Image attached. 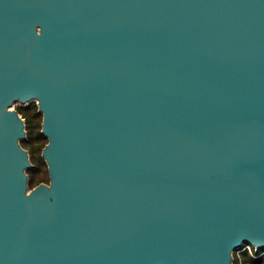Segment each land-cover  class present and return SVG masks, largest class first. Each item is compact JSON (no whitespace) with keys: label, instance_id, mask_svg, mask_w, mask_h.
<instances>
[{"label":"water","instance_id":"water-1","mask_svg":"<svg viewBox=\"0 0 264 264\" xmlns=\"http://www.w3.org/2000/svg\"><path fill=\"white\" fill-rule=\"evenodd\" d=\"M244 244L264 251V0H0V264H234Z\"/></svg>","mask_w":264,"mask_h":264},{"label":"trees","instance_id":"trees-1","mask_svg":"<svg viewBox=\"0 0 264 264\" xmlns=\"http://www.w3.org/2000/svg\"><path fill=\"white\" fill-rule=\"evenodd\" d=\"M17 109L19 111V113L22 115V117L24 118H27V121L29 122H33V121H37L38 124L40 125L41 124V127H42V113L38 110V104L36 101H32L28 104H25V105H18L17 106ZM34 125V124H33ZM32 127V125L30 126V128ZM35 140V143L43 140L44 138L47 139L46 135H44L42 132H41V128L36 130L35 131V134H34V137H33ZM46 144L45 141H43V146ZM22 145L25 147V148H28L32 145V142L29 143L28 140L24 139L22 141ZM42 146V148H43ZM32 150V148H31ZM42 151V150H41ZM41 164L43 165L44 163H46L45 161V158L44 156L42 155L41 156ZM36 170H38L37 168L35 167H30V169L28 170L29 171V184L32 185L33 184V172H35ZM33 186V185H32ZM247 245H242V247L240 248H244L246 247ZM264 252L263 250H255L253 248L252 251L248 250V248L246 249H243V250H240L239 252L238 251H234V260H233V263L234 264H264V254L262 253Z\"/></svg>","mask_w":264,"mask_h":264},{"label":"rangeland","instance_id":"rangeland-1","mask_svg":"<svg viewBox=\"0 0 264 264\" xmlns=\"http://www.w3.org/2000/svg\"><path fill=\"white\" fill-rule=\"evenodd\" d=\"M18 105H24V104H16L15 107L17 108ZM24 118V117H23ZM26 121V140L30 142H32V145L30 147H28V151L30 152V159L32 161V166L31 167H35L38 170H36L35 172H33V186H36L38 183L40 182H49V172H48V168H47V163H44L43 165L41 164V156H42V144L43 141L47 142L48 139L44 138L43 140L35 143V139L34 134L35 131L41 128V124L39 125L38 122L33 121L32 123L27 121V118H25ZM34 124V125H33ZM32 125V127L30 128V126ZM32 148V150H31ZM30 169V168H29ZM29 172V171H28ZM30 174V173H29ZM31 185V187H33ZM250 246L248 245V247L246 246V249L248 248V250L250 248H252V246L249 248ZM244 248H239L236 251H240L243 250Z\"/></svg>","mask_w":264,"mask_h":264},{"label":"built area","instance_id":"built-area-1","mask_svg":"<svg viewBox=\"0 0 264 264\" xmlns=\"http://www.w3.org/2000/svg\"><path fill=\"white\" fill-rule=\"evenodd\" d=\"M248 245L251 247V245H250V244H247V247H248ZM250 247H249V248H250ZM245 248H246V247H244V249H245ZM253 248L256 250V248H255L254 246H252V248H250L249 250H250V251H252V250H253ZM262 253L264 254V252H262Z\"/></svg>","mask_w":264,"mask_h":264}]
</instances>
